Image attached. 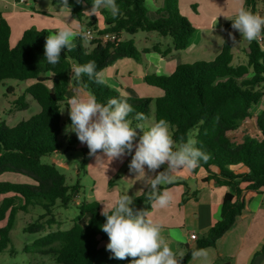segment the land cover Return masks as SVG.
<instances>
[{"label": "trees", "instance_id": "trees-1", "mask_svg": "<svg viewBox=\"0 0 264 264\" xmlns=\"http://www.w3.org/2000/svg\"><path fill=\"white\" fill-rule=\"evenodd\" d=\"M47 1L61 6V0ZM145 1L116 0L120 14L116 18H105L106 27L102 31L118 37L121 33L156 32L161 37H169L171 46L161 53L156 48L150 51L166 56L171 51L184 50L195 29L177 11L176 0H163L156 19L147 17ZM257 1L244 0L243 5L249 9ZM68 5L72 17L81 21L83 10L92 8L93 0L79 3L68 0ZM223 28L232 29V20L225 22ZM50 34L52 32L47 29H26L10 47V27L0 13V83L8 79L27 81L28 86L16 104L25 109L24 97L28 95L40 107L39 112L29 119L13 127L2 125L0 128V224L4 222L0 226V253L10 243V231L19 211L38 206L44 211L43 217H48L57 203L61 208H67L79 191L78 183L66 185L64 176L53 165L40 161L43 156L62 152L60 104L68 92L72 66L95 61L99 71L118 59L138 60L140 57L131 40L105 44L96 41L95 47L87 52L78 35L72 51L64 48L59 63L50 65L44 56V45ZM232 45L231 41H224L220 53L211 62L180 64L169 76H146L145 83L158 89L160 96L155 99L130 97L128 100L134 108L129 119L136 112L146 117L143 121L133 119V127L142 123L148 130L161 119L166 120L178 144L186 142L189 132L195 130V146L207 153L209 159L207 162L201 160L199 166L190 172L203 171L206 174L204 182L228 189L222 197L218 221L196 240L194 247L185 251L182 264L192 258L193 250L213 247L232 227L244 208L243 191L256 195L264 189V110L256 117L253 136H246L240 142L227 136L228 132L250 119L252 108L260 103L263 95L260 88L264 84V45L260 41L249 42L247 63L236 67L231 64ZM78 84L102 104L120 96L86 75ZM151 104L154 107L152 124L147 122ZM137 131L142 135L139 129ZM78 141L77 136L64 137L66 146L63 151H70ZM239 166L243 171L235 172L234 168ZM7 174H16L28 181H2ZM149 192L150 188L145 189L134 198L131 206L141 210L143 205L149 204ZM78 211L69 229L50 232L34 240L32 249H45L43 254L52 255L56 264H130L131 257L120 260L107 250L109 238L101 229L106 218L100 214L97 203H84ZM83 217H86L85 223L81 224ZM32 227L29 229L38 231L40 228L38 225Z\"/></svg>", "mask_w": 264, "mask_h": 264}, {"label": "crops", "instance_id": "crops-1", "mask_svg": "<svg viewBox=\"0 0 264 264\" xmlns=\"http://www.w3.org/2000/svg\"><path fill=\"white\" fill-rule=\"evenodd\" d=\"M19 1L0 0V13L10 27V47H13L17 43L26 29H47L52 34L63 27H70L77 33L88 27L104 30L106 27L104 19L112 17L107 9L102 8L98 16L91 15L89 17L83 14L81 21H78L72 17L67 9L61 8L60 5H53L47 0ZM192 2L194 1L187 0L179 8L181 13L186 14L185 16L188 19V14H191L185 13L183 10L188 9L190 11L193 5L196 6V3ZM145 4L148 18H158L163 0H146ZM197 8L191 10L192 14L198 15ZM90 10L91 8H86L83 10V13ZM248 10L264 16V0H258ZM233 15L214 17L211 25L208 27H194V34L190 38L187 47L178 53L177 51H171L166 56L160 53L171 46L169 37H161L156 32H143L144 34L141 35H144V38L141 40L142 36H140L139 40L137 39L138 32L132 35L121 33L120 40H131L140 53V57L138 60L128 58L118 59L102 69L107 79L106 85L109 89L119 94L120 92H124L130 97L150 96L147 98L155 99L161 93L155 87L145 83L144 78L146 76L152 74L169 76L177 65L182 64L181 58L188 63L214 60L225 40L233 43L230 37L224 38L225 35L229 36V33H232L237 41L236 44L233 43L231 49L232 64L235 51L242 49L244 44L247 43L248 45L249 43L242 39V34L239 31L233 28L229 30L223 28L225 22L235 17ZM230 16L232 17L229 18ZM190 22L192 24V21ZM218 34L221 37L220 39L218 38ZM152 48H156L160 53L150 51ZM183 51H187V57L181 56V52ZM198 55L201 58L196 57ZM26 86H28V82ZM77 90L84 97L89 96V93L80 84L73 82L69 84L68 92L62 103L66 105L69 99L76 94ZM61 104L60 114L62 113ZM62 118L61 114V121ZM68 119L69 123H71L69 115ZM134 143H138V141ZM234 171L242 172L243 168L240 166L235 167ZM160 172L162 171L160 170ZM172 176L175 182L168 183V185H183L187 192L186 199L181 206L179 202L182 198L179 199L177 197L175 202L178 204L176 205L172 203L166 208L151 207L147 211L148 218L162 225L161 234L165 237L174 252L185 253L187 249L194 247L196 240L204 236L214 223L218 221L222 197L228 189L211 182H204L203 179L206 177V174L200 170L192 174L190 170L184 169L182 174L176 171L172 173ZM180 193L181 191L178 192V194ZM242 199L244 208L241 214L236 217L232 227L216 241L213 247L204 248L209 254L207 261L203 262L191 258L186 264H264V222L260 221L261 219L264 220V216L261 215L262 210L264 211V189L256 195L243 191ZM190 234H194L196 240H190Z\"/></svg>", "mask_w": 264, "mask_h": 264}, {"label": "clouds", "instance_id": "clouds-1", "mask_svg": "<svg viewBox=\"0 0 264 264\" xmlns=\"http://www.w3.org/2000/svg\"><path fill=\"white\" fill-rule=\"evenodd\" d=\"M61 8H67L70 13L68 0H61ZM102 8L107 9L113 18L120 14L116 0H93L91 10L83 14L89 17L98 16ZM231 20L232 28L242 34L243 40H264V16L246 9L242 0L235 18ZM78 35L85 41L91 37L89 32L77 33L70 27L60 28L54 34L48 35L44 45L47 62L50 65L58 64L62 50L67 48L72 51ZM229 37L234 44L237 43L232 33H229ZM71 72L69 84L78 83L85 75L94 79L97 84H107L104 71L97 70L95 61L74 64ZM55 75L53 73V76ZM129 99L127 93L120 92L119 98H110L106 104H102L97 102L94 95L84 97L77 90L68 101L71 124L66 127V131L74 132L78 140L87 145L89 155L95 156L97 163L104 162L102 157L97 155L98 152H102L110 163L126 153L132 154L134 150L129 170L137 176H146L145 166L149 171L156 172L162 165L167 164L165 171L158 172L151 178L148 194V200L152 202L153 207L166 208L172 203L173 196L167 190L160 191L159 186L172 183V173L177 170H193L199 166L201 160L207 162L209 155L195 146L196 141L193 138L177 145L166 120L161 119L148 130H145L142 123L133 127V119L143 121L146 117L143 113L136 112L132 119L128 118L134 112ZM138 136V143H134ZM133 202V197L126 193L116 197L109 204L103 203L100 214L106 218V222L101 225V229L109 238L107 250L120 260L131 257L130 264H182L184 253L172 250L161 234L162 225L149 219L147 211L132 207ZM208 255L206 249H196L191 253L193 260L203 262L207 261Z\"/></svg>", "mask_w": 264, "mask_h": 264}, {"label": "rangeland", "instance_id": "rangeland-1", "mask_svg": "<svg viewBox=\"0 0 264 264\" xmlns=\"http://www.w3.org/2000/svg\"><path fill=\"white\" fill-rule=\"evenodd\" d=\"M185 1L187 0L175 1L177 11L184 17H186V14L184 15L183 13H181L179 8L182 7L183 2ZM191 1H194L192 3H196V6L199 7L197 8L195 5H193L192 7V9L197 8L198 15L192 14V9L190 10L191 12L188 9H184L183 11L192 15L191 16L188 14L189 19H187L189 22L192 21V26L195 28L210 26L214 17H220V15L227 16L234 14L233 16H235L236 11L241 6V0ZM144 7L147 9L145 3ZM231 17L232 16H230L229 18ZM138 33L139 35L137 39L140 40V36H142L141 40H143L144 35L141 34L144 33ZM228 37V35L224 36V38L226 39ZM218 38H221L219 34ZM260 42L262 45H264V40H261ZM82 43L87 52L91 51L96 45V41L94 40L85 41L84 39H82ZM220 51L221 48L218 54L220 53ZM247 51V43L243 45L242 49H237L235 51V57L232 63L233 66L236 67L247 63ZM178 52L179 51H177V53ZM181 54V56L184 55L185 57H187V51H183L181 52ZM196 57L201 58V56L199 55ZM181 61L182 64L190 65L201 62L194 61L188 63L182 58ZM211 61L213 60H208L206 62ZM26 83L27 81L20 82L12 79L4 80L0 83V128L2 127V125L13 127L20 121H25L39 112V105L28 95H25L24 97V103L26 104L25 109H21L20 106L16 104V100L24 92V87H27ZM105 86L108 87L107 85ZM8 88H10V91H8ZM260 90L263 95L258 106H254L252 108L251 118L241 123L236 130L227 133V136L231 140L240 142L246 136H253L255 134L256 117L259 116L264 110V84L261 86ZM147 97L150 96H138L133 98L145 99ZM61 111L63 118L60 122L59 140L62 145V152L58 154L43 156L40 158V161L43 164L53 165L58 170V172H60L64 176L66 185L71 186L78 183L79 191L75 194L67 208H61L57 203L56 206L52 208L51 216L43 217L44 211L38 206H30L25 212L19 211L16 214L14 225L10 231V243L7 249L0 253V264H56L52 255L43 254V251L45 249H32V242L46 235L47 233L69 229L72 226L74 218L78 215V208L84 203H97L98 208L101 212L102 208L104 207L103 203L109 204L120 195L128 193V195L132 196L134 199L136 196L140 195L146 188H150L151 178H153L158 172H160V170L163 171L167 168V165L165 164L162 165L158 170H156V172H152L149 171L145 166L146 176H137L136 173L130 172L129 170V164L131 162L132 155H134V150L132 154L126 153L123 157L114 159L110 163L107 162V157L104 156L102 152H98L97 155L101 156L104 162L97 163L96 157L89 155V149L87 145L82 144L80 141H78V143L74 145L70 151H63L66 146L64 137L67 138L70 136H76V134L74 132L66 131V127L71 124L69 123L70 121L68 119V103L66 105L65 103L61 104ZM150 112L151 113L149 119H147V122L152 121V115L154 113L153 104L150 105ZM194 135L195 130H191L189 132V138H193ZM177 171L178 173L182 174L184 172V169ZM2 181L21 183L27 182L28 180L25 178H21L16 174H7L5 175V177H2ZM159 190L169 191L173 196L172 203H175V205L178 204L177 202H175L177 200V197H179V199L182 198V200H180L179 202L180 206L186 199L187 192L185 187L181 184L168 185V183H165L159 186ZM180 191L181 193L178 194V192ZM151 207L153 206L152 202L150 201L149 204L143 205L141 210L148 211ZM261 215L264 216L263 210ZM85 218L86 217H83L80 220L81 224L85 223ZM260 221L264 222L263 219H261ZM3 225L4 222L0 224V226ZM35 225L40 226L38 231H36L37 229H29L30 226L34 227ZM25 248H27V252L25 251Z\"/></svg>", "mask_w": 264, "mask_h": 264}, {"label": "built area", "instance_id": "built-area-1", "mask_svg": "<svg viewBox=\"0 0 264 264\" xmlns=\"http://www.w3.org/2000/svg\"><path fill=\"white\" fill-rule=\"evenodd\" d=\"M22 2V0H20ZM83 32H89L91 33V37L87 41H99L101 44H105L107 42L111 43H118L120 42V37H118L114 33H109V32H103L102 30H98L95 28H86ZM190 240H196V236L194 234L189 235Z\"/></svg>", "mask_w": 264, "mask_h": 264}]
</instances>
